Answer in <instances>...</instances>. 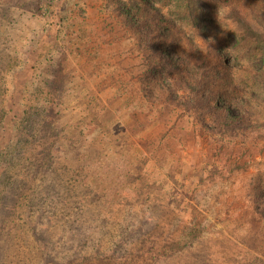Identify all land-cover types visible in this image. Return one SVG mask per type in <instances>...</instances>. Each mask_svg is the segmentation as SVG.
Segmentation results:
<instances>
[{"label":"rangeland","instance_id":"rangeland-1","mask_svg":"<svg viewBox=\"0 0 264 264\" xmlns=\"http://www.w3.org/2000/svg\"><path fill=\"white\" fill-rule=\"evenodd\" d=\"M234 1L147 0L154 50L114 0H0V264H264V0Z\"/></svg>","mask_w":264,"mask_h":264},{"label":"trees","instance_id":"trees-1","mask_svg":"<svg viewBox=\"0 0 264 264\" xmlns=\"http://www.w3.org/2000/svg\"><path fill=\"white\" fill-rule=\"evenodd\" d=\"M148 1L149 2H159L160 4H165L166 6H168V8L172 6L173 10L171 9L172 7H170L169 9L167 8L170 15H176L179 11L177 8L183 5H184V8H186V12L188 14H190L191 12L193 14H196L194 11H192L194 9L195 4L197 3L199 7H203L204 5L203 4L204 0H148ZM191 1H193V3H191ZM236 3L237 1L235 0L234 4L236 5ZM142 4L147 6L146 11H138V9L136 10V8H138ZM159 8H161L160 5H159ZM159 8H157L155 5L153 6V9L157 10ZM113 10L116 11V14H118V16L121 18L119 22L121 23L122 26L125 25V23H127L134 30L137 36L136 40H137L139 47H142V45L140 44L151 43V44H154L153 45L154 50H157L162 45L161 42H163L164 40L178 44L177 40H173L172 36L170 34H167L168 32H170L168 30L169 27L170 28L174 27V25L176 24L175 21H173L170 17L166 18L165 16L160 15V14H156V13L152 14L147 0H114ZM183 15H186V14L184 13ZM241 19L244 20L245 18L240 17L239 21H241ZM243 25H244V31L242 35L244 36L246 40L252 41L257 48H260L261 56L264 57V33L262 31H259L258 29H255L252 24L250 28H247V23H245V20L243 21ZM174 64L175 62H172L169 64L170 72H173L175 68ZM213 71L214 69L210 73H213ZM261 71L262 69L257 70L256 74L252 73L250 75L253 81L260 83L259 82L260 79H258V77L264 76V74L259 75ZM225 72H228L227 69L225 70ZM228 77L231 79V81L236 83L233 77H230L229 75ZM201 87L208 89L212 87V84L204 83L202 84ZM212 90L213 91L211 92L212 93L211 96L213 97L214 103L216 104L217 101L221 100L218 92L222 91L223 88L220 87L217 89L216 83H215V87ZM236 91L237 89L235 88V84H234L233 92H236ZM44 93H45V96L43 99L46 102V104H44V109L46 110V108L51 106L53 103V95L50 90L44 91ZM235 105L237 106V104ZM241 106L244 109L246 106V102L242 101ZM239 117L240 116L227 115L226 119H228L230 122L236 123L238 122Z\"/></svg>","mask_w":264,"mask_h":264}]
</instances>
